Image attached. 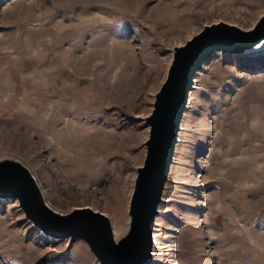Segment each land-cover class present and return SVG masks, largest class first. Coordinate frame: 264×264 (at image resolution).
<instances>
[{"label":"rangeland","instance_id":"obj_1","mask_svg":"<svg viewBox=\"0 0 264 264\" xmlns=\"http://www.w3.org/2000/svg\"><path fill=\"white\" fill-rule=\"evenodd\" d=\"M264 0H0V156L53 208L126 227L134 169L170 49L218 21L249 28ZM264 49L214 56L183 122L157 264H264ZM0 264H96L0 202Z\"/></svg>","mask_w":264,"mask_h":264},{"label":"water","instance_id":"obj_2","mask_svg":"<svg viewBox=\"0 0 264 264\" xmlns=\"http://www.w3.org/2000/svg\"><path fill=\"white\" fill-rule=\"evenodd\" d=\"M264 48V13L249 28L224 21L203 25L181 44L173 45L151 108L139 120L147 128L144 157L134 169L126 227L117 230L111 218L91 207L56 210L46 199L37 177L20 159L0 156V202H14L22 220L44 238L76 243L96 264H157V221L172 174L183 122L197 77L216 55L237 57ZM264 65L248 70L260 73Z\"/></svg>","mask_w":264,"mask_h":264},{"label":"bare ground","instance_id":"obj_3","mask_svg":"<svg viewBox=\"0 0 264 264\" xmlns=\"http://www.w3.org/2000/svg\"><path fill=\"white\" fill-rule=\"evenodd\" d=\"M263 49H264V48H263ZM263 49H262V50H263ZM248 52H250V51H248ZM246 53H247V52H246ZM243 55H244V54H243ZM237 57H238V56H237ZM192 94H193V93H192ZM192 94H191V98H192ZM190 104H191V101H190ZM189 107H190V105H189ZM185 117H186V115H185ZM159 219H160V218H159ZM159 219H158V220H159ZM157 228H158V221H157ZM156 232H157V231H156ZM156 232H155V233H156ZM155 237H156V235H155ZM157 252H159V251L156 250V253H157ZM156 255H157V254H156ZM157 257H158V256H157Z\"/></svg>","mask_w":264,"mask_h":264}]
</instances>
